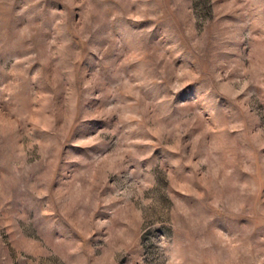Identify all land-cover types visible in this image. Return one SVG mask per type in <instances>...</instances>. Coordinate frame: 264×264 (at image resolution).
Instances as JSON below:
<instances>
[{
  "label": "rangeland",
  "instance_id": "374dc122",
  "mask_svg": "<svg viewBox=\"0 0 264 264\" xmlns=\"http://www.w3.org/2000/svg\"><path fill=\"white\" fill-rule=\"evenodd\" d=\"M0 264H264V0H0Z\"/></svg>",
  "mask_w": 264,
  "mask_h": 264
}]
</instances>
